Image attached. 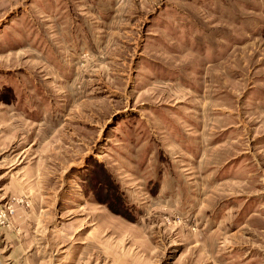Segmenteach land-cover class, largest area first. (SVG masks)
I'll return each mask as SVG.
<instances>
[{"label":"rangeland","instance_id":"obj_1","mask_svg":"<svg viewBox=\"0 0 264 264\" xmlns=\"http://www.w3.org/2000/svg\"><path fill=\"white\" fill-rule=\"evenodd\" d=\"M0 264H264V0H0Z\"/></svg>","mask_w":264,"mask_h":264}]
</instances>
